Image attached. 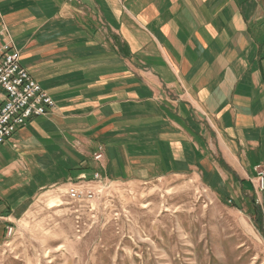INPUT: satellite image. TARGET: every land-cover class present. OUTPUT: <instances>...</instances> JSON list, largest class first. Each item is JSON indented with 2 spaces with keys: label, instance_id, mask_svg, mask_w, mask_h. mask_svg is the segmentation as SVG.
<instances>
[{
  "label": "crops",
  "instance_id": "0c3cea01",
  "mask_svg": "<svg viewBox=\"0 0 264 264\" xmlns=\"http://www.w3.org/2000/svg\"><path fill=\"white\" fill-rule=\"evenodd\" d=\"M3 24L56 108L11 137L44 174L0 173V243L42 192L97 171L248 198L264 169V0H0Z\"/></svg>",
  "mask_w": 264,
  "mask_h": 264
},
{
  "label": "rangeland",
  "instance_id": "374dc122",
  "mask_svg": "<svg viewBox=\"0 0 264 264\" xmlns=\"http://www.w3.org/2000/svg\"><path fill=\"white\" fill-rule=\"evenodd\" d=\"M13 139L0 150V173L18 163L21 179L41 177ZM255 178L244 200H223L198 176L113 182L93 203L42 192L0 243V264H264V191Z\"/></svg>",
  "mask_w": 264,
  "mask_h": 264
},
{
  "label": "built area",
  "instance_id": "2783aa9c",
  "mask_svg": "<svg viewBox=\"0 0 264 264\" xmlns=\"http://www.w3.org/2000/svg\"><path fill=\"white\" fill-rule=\"evenodd\" d=\"M56 108V102L48 92L21 65L20 52L13 44L6 25L0 28V147L32 119L46 116ZM104 147L94 153V163L104 159ZM259 190L264 191V169L256 167ZM100 172L84 175L71 182L67 189L68 198L79 203H93L104 191L113 186ZM15 229L7 228V236H13Z\"/></svg>",
  "mask_w": 264,
  "mask_h": 264
}]
</instances>
